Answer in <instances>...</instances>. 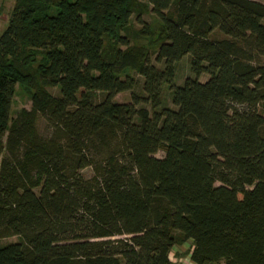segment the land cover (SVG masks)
Segmentation results:
<instances>
[{"label": "trees", "instance_id": "trees-1", "mask_svg": "<svg viewBox=\"0 0 264 264\" xmlns=\"http://www.w3.org/2000/svg\"><path fill=\"white\" fill-rule=\"evenodd\" d=\"M186 55L194 76L178 85ZM20 92L32 106L13 117ZM189 241L193 264H264V0H15L0 264H174Z\"/></svg>", "mask_w": 264, "mask_h": 264}, {"label": "rangeland", "instance_id": "rangeland-1", "mask_svg": "<svg viewBox=\"0 0 264 264\" xmlns=\"http://www.w3.org/2000/svg\"><path fill=\"white\" fill-rule=\"evenodd\" d=\"M14 3H15V0H0V34L5 29V27L8 23L10 11H11L12 7L14 6ZM143 20L145 21L146 24L149 22L155 23L153 16H151V15H144ZM143 25H145V24H140L138 22L134 23L133 31H137V30L141 29L143 27ZM213 36L221 38V37H224L225 35L220 31H216V32H214ZM131 43L132 44H134V43L140 44V45H142V44L149 45V40L147 38H140L137 40L131 36ZM155 57H156L155 55H152V62L157 67L164 68V66H165L164 63L163 62L158 63L156 61ZM135 75L139 79V86L135 89V93L141 97L142 96L146 97V94L143 91V78L141 76H139L138 74H135ZM192 76H194V75L191 71L190 55H186L177 63L176 83L178 85H182L188 77H192ZM208 78H209V75L204 74L201 76V81H206V80H208ZM52 92L57 94L58 89L54 88V89H52ZM163 95H164V104L167 106L173 107L172 99H171V90L168 86H165L163 88ZM99 98H100V96H99ZM132 100L133 99H132V92L131 91L119 93L115 97V101H117V102H131ZM31 106H32V104H31V100L29 99V97L26 94L20 92L18 94V96L15 98V102L13 104V111H12L13 117H15L21 109H23V108L30 109ZM139 107H147L148 109L151 110V104L146 103L144 99L142 100ZM38 127H39L40 132L44 135H49L51 132V129L48 126V123L42 117L39 118ZM156 156L157 157H163L164 152L159 151L156 154ZM83 173L86 176H90L92 174V170L90 168H88V169H85ZM16 240H17V238L13 237V238H9L7 241H16ZM191 249H192V243L191 242H187L183 245L176 246L175 249L173 250V252L171 253V259H172L173 263L174 264H193L190 260Z\"/></svg>", "mask_w": 264, "mask_h": 264}, {"label": "crops", "instance_id": "crops-1", "mask_svg": "<svg viewBox=\"0 0 264 264\" xmlns=\"http://www.w3.org/2000/svg\"><path fill=\"white\" fill-rule=\"evenodd\" d=\"M190 242V241H189Z\"/></svg>", "mask_w": 264, "mask_h": 264}]
</instances>
